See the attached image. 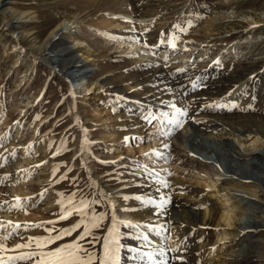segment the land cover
<instances>
[{
	"label": "rangeland",
	"instance_id": "1",
	"mask_svg": "<svg viewBox=\"0 0 264 264\" xmlns=\"http://www.w3.org/2000/svg\"><path fill=\"white\" fill-rule=\"evenodd\" d=\"M5 8L11 10L5 16L8 21L26 15L16 30L11 26L7 32L15 33L19 45L28 50L21 54L13 51L15 41L10 36L0 42V220L7 215L18 219L10 223L9 232L16 224L22 226L19 235L7 239L6 246L13 249L31 241L32 248L22 251H36L32 238L47 239L48 229H71L81 216L72 211L62 219V210L86 200L88 216L93 211L104 215L100 226L92 228L91 236L80 242L95 257L93 264L104 258V238L113 210L125 222L114 233L121 244L115 261H138L137 255L123 251L124 246L134 251L162 246L178 253V232L172 239L157 238L132 219L146 208L135 194L151 189L158 175L160 180L171 178L145 154L159 152L157 145L162 144L175 160H168V167L179 160L208 165L221 170L222 188L233 186L224 180L231 172L228 165L219 166L215 148L225 141L238 148L243 140L249 149L254 139L244 137L250 130L264 137V0H17ZM61 22L69 28L59 36L57 50L64 48L67 35L74 33L101 62L100 68L83 74L79 82H86L89 89L79 87L74 102L70 84L61 75L65 61L54 66L46 58L47 40ZM4 23L0 17V28ZM75 43L68 41L66 45L74 47ZM31 54L40 56L35 64ZM141 55L161 62L172 81L181 84L176 92L167 89L164 94L170 104L181 112L186 108L187 112L203 113L226 128L196 131L179 115L181 126L172 125L165 137L151 140L148 132L142 136L132 133L130 126L142 121L140 101L121 94L129 87L131 94L142 88V69L133 64ZM199 106H214L215 110L198 112ZM152 120L154 126L156 119ZM138 135L142 137L139 141ZM153 141L157 145L147 152ZM257 146L264 150V140ZM173 147L175 151H170ZM195 178H184L183 183L196 185ZM101 186L125 194L116 199L113 193L108 199ZM17 198L27 207L14 208ZM241 213L242 209L237 229L248 220ZM26 224L43 227L25 231ZM82 231L83 225L60 243L72 242ZM242 236L231 238L225 244V255L214 264L231 263L230 256L244 245ZM259 237L264 245V234Z\"/></svg>",
	"mask_w": 264,
	"mask_h": 264
},
{
	"label": "bare ground",
	"instance_id": "2",
	"mask_svg": "<svg viewBox=\"0 0 264 264\" xmlns=\"http://www.w3.org/2000/svg\"><path fill=\"white\" fill-rule=\"evenodd\" d=\"M16 3L17 0H0V17H2L5 22L4 26L0 28V42L4 43L6 37H12L15 41L13 51H17L21 54L28 52V50L23 49L19 45V38L15 36V33H8L9 31L7 32V30L11 26L15 29L19 22L22 21V18H26V15L16 18L12 22L10 20L8 21L5 17L11 11L5 8V5ZM32 19L33 17H31V20ZM68 28V23L61 22L53 30L51 36L47 40L48 52L46 53V58L47 63L54 66L65 61L66 65L61 69V75H63L70 84V93L72 94L71 97L73 101L76 96V90L79 89V87L83 88V90L89 89V85H86V82H84V84L79 82L83 74L89 70L93 71L100 68L101 62L93 51L80 44L74 33L68 34V40L63 44L65 47L61 50H57L60 45L58 38L61 34L65 33ZM68 41H75L74 47L66 45ZM76 50L78 54H75ZM31 55L33 57V64H35L36 59L40 58V56L35 54ZM139 57L140 59L133 64H135L136 68L142 69L141 72H139L143 81L141 84L142 88H137L135 93L131 94L130 92L132 90L131 87H129L126 89L125 93L121 94L123 97L131 98V96H133L132 98H136V100L138 99V101H140L139 108L143 112L140 115L142 121L137 125L133 124L130 126L132 133L142 136V134L148 132L150 134L149 139L151 140L158 139L161 136L165 137L172 126L171 124H167L166 121L173 119L179 120V115L186 119L187 126L196 131L224 130L226 128L225 125H222V122L211 119V117L208 118L207 115L203 113L197 114L189 111L188 113L185 111L186 108L182 109L181 113H183V115L177 113L175 111L177 108L171 107L172 103L170 104L165 99L164 94L167 92V89L176 92L181 84L172 81L166 74L161 62L155 61L146 55H141ZM133 64H130V66ZM87 83L90 85L93 84V82L89 81H87ZM203 107L206 106H199L198 112H205L209 109L215 110L214 106L213 108H209V106L206 108ZM145 117L151 119L154 117V119H156L154 126L148 123L144 119ZM156 124L158 125L157 130L154 129ZM82 132L85 134L84 128ZM126 133H129V131L124 132V134ZM84 136L86 138V134ZM141 136L138 137V141L142 139ZM244 139H254L249 144V149H247V145L243 140L239 142V149L229 141L221 142L216 145L215 154L220 161L219 166L223 167L228 165V170L231 172V174H226L229 175V177L224 178V180H228L233 186L226 188H222V186L219 185V179H221L220 177L222 174L221 170L211 169L208 165H192L186 160L181 162H179V160L175 162V165L170 164L171 166H169V168L167 165L168 160H173V157L166 153L162 144L159 146L157 142L153 141L149 147L147 146L148 148L146 147L147 149L144 148V151L146 149L148 152L157 145V150L159 151L157 153H163L162 161H159L160 158L156 156H152L150 159L155 162L154 166L158 165L162 167L166 175L168 174L170 176L171 174V178L160 180L158 175L157 178L154 179V183H151L153 186L151 189H146L135 194L136 196H143L145 201L149 198L153 199L154 197L156 199H153L155 204H145V211L142 214H135L132 219L141 224L143 228H147L149 223L155 225L156 230L148 231V229H146V231H144L149 232V234L157 238L172 239L175 235L174 232H178L177 236H179L181 242L178 253L168 252L165 248H161L162 246L146 247L143 251H134L131 250L129 246H124L123 251H128L129 254L132 253L138 256V261H134L132 264H148V262L151 264H158V261L161 260V251L164 252L163 259L167 260L168 264H181L180 261L172 259V257L175 256L182 257L183 264H214V262L218 261L220 256L225 255V244L228 243L231 238L233 239L239 234L243 235L240 240L243 239L244 245L239 252L237 251L236 254L230 256L232 262L228 264H239L240 262L244 264H264V245L260 242V237L257 239L259 234H264V200L262 198V195H264V150L257 146V142L259 140H264V137L263 135L261 137L256 130H250L249 135L244 137ZM81 143L83 144V142ZM258 149H260V151L257 152L256 150ZM170 151H175L174 147ZM152 152L153 150H151V153ZM146 156V158H149L148 155ZM174 161L175 160H173V162ZM149 172V174L152 173L151 169ZM176 176H180L181 179H178ZM191 177H197L195 178L196 185L183 183L184 178ZM165 181L168 183L169 187L161 186L159 192H157V187ZM100 189L102 194L105 193L108 196V199L113 193L116 195V199H119L125 194L124 191H110L102 186ZM165 194H167L168 203L165 205V208L161 210L157 205L160 203V197ZM241 209L243 211L241 215H247L248 220L242 228L237 229V221L240 220L238 217L239 210ZM118 216L119 215L113 210V216L107 226V229H113L115 234L118 232V227H121L122 223H125L119 219ZM121 217L126 218V215L123 214ZM15 220L18 219L13 220L10 215L0 220V224L4 225L3 228H0V244L6 245L7 240H5L4 237L7 236V233L11 229L12 225L10 226V223L13 224ZM157 224H159L160 227H157ZM213 237H215V240H213ZM118 245L121 246V244ZM149 256H152L153 259H148ZM116 262L117 264H122L120 261Z\"/></svg>",
	"mask_w": 264,
	"mask_h": 264
},
{
	"label": "snow or ice",
	"instance_id": "3",
	"mask_svg": "<svg viewBox=\"0 0 264 264\" xmlns=\"http://www.w3.org/2000/svg\"><path fill=\"white\" fill-rule=\"evenodd\" d=\"M182 30V29H180ZM115 38V37H112ZM170 46L174 47V44H171V41H167ZM193 87H196L193 84ZM171 107L175 108L174 105ZM177 113H180V109H175ZM148 123H152V119L149 117L144 118ZM167 124H171L174 127H180L181 122L179 120H169L166 121ZM0 142H2V138H0ZM149 157L156 156L157 158H163V153H157L153 151L152 153H146ZM2 166V164H0ZM55 171V169H54ZM169 187L168 183L162 182L160 186L157 187V192H159L160 187ZM74 195V194H73ZM137 200L144 202L146 205H153L155 201L151 198L148 200H144L143 196H137ZM62 203V202H60ZM98 203V201L93 202ZM168 203L167 194L160 197V203L157 205L158 208L163 210L165 205ZM89 202L84 200L80 202V206H73V208L68 210H62L61 218L67 219L69 215L72 214V211H76L81 216V220L79 223L73 225L71 229H48L49 235L47 239L44 238H32L36 241V251H22L24 249H31L32 243L17 244L15 248L9 249L6 245L0 244V264H24V262H30V264H93L95 257L88 253L87 249L83 247L80 243L84 241L86 238L91 236V229L97 228L100 226V222L103 221L104 215L97 214L93 211L91 216H88L86 209L89 208ZM16 209H23L27 207L26 203H21L20 198H17V203L13 205ZM91 223V227H89V223ZM54 223V222H49ZM83 225V231L76 237L72 242L60 243L64 240L66 236L71 235L72 232L76 231V229L81 228ZM4 225L0 224V228H3ZM21 225L16 224L13 226L12 230L8 233L7 236L4 237L5 240L10 239L13 236L19 235L21 230ZM33 227H43V224H26L23 226V229L29 230ZM148 231L156 230V226L149 223L147 225ZM53 231H55V235H53ZM98 239V238H94ZM147 240V237H144ZM54 245V247H53ZM104 258L101 260L100 264H117L114 257L117 255L118 250V241L114 238L113 229L108 230V235L104 238ZM13 251L16 252V255L4 256L2 253ZM161 260L158 261V264H168L167 260L163 259L164 252H160ZM86 257V259H85ZM148 259H153L152 256H149ZM173 260H178L183 264V258L180 256L172 257Z\"/></svg>",
	"mask_w": 264,
	"mask_h": 264
}]
</instances>
